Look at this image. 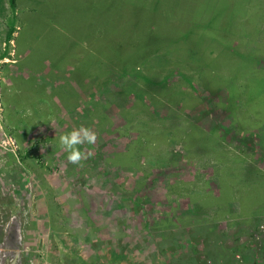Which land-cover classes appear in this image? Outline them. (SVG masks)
Returning <instances> with one entry per match:
<instances>
[{"label": "rangeland", "instance_id": "374dc122", "mask_svg": "<svg viewBox=\"0 0 264 264\" xmlns=\"http://www.w3.org/2000/svg\"><path fill=\"white\" fill-rule=\"evenodd\" d=\"M10 2L0 264H264V0Z\"/></svg>", "mask_w": 264, "mask_h": 264}, {"label": "clouds", "instance_id": "9594fccd", "mask_svg": "<svg viewBox=\"0 0 264 264\" xmlns=\"http://www.w3.org/2000/svg\"><path fill=\"white\" fill-rule=\"evenodd\" d=\"M96 134L83 126L72 131L61 134L59 137V146L67 153V161L71 164H77L82 159L81 151L76 145L84 143L92 144L95 142Z\"/></svg>", "mask_w": 264, "mask_h": 264}, {"label": "trees", "instance_id": "16d2710c", "mask_svg": "<svg viewBox=\"0 0 264 264\" xmlns=\"http://www.w3.org/2000/svg\"><path fill=\"white\" fill-rule=\"evenodd\" d=\"M10 3H11V6L14 7V0H12V2H10ZM12 34H13V29H11V30L9 31V34H8L7 40H10V39H11ZM2 56H3V55H2Z\"/></svg>", "mask_w": 264, "mask_h": 264}, {"label": "flooded vegetation", "instance_id": "af4514ba", "mask_svg": "<svg viewBox=\"0 0 264 264\" xmlns=\"http://www.w3.org/2000/svg\"><path fill=\"white\" fill-rule=\"evenodd\" d=\"M85 205H87V204L85 203Z\"/></svg>", "mask_w": 264, "mask_h": 264}, {"label": "water", "instance_id": "95a60500", "mask_svg": "<svg viewBox=\"0 0 264 264\" xmlns=\"http://www.w3.org/2000/svg\"><path fill=\"white\" fill-rule=\"evenodd\" d=\"M13 264V263H12Z\"/></svg>", "mask_w": 264, "mask_h": 264}]
</instances>
